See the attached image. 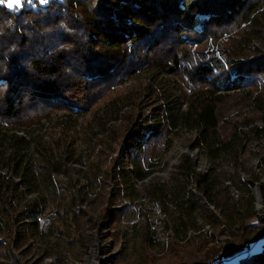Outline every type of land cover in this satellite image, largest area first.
<instances>
[{
    "label": "trees",
    "instance_id": "trees-1",
    "mask_svg": "<svg viewBox=\"0 0 264 264\" xmlns=\"http://www.w3.org/2000/svg\"><path fill=\"white\" fill-rule=\"evenodd\" d=\"M261 17L264 0H23L15 9L0 3V249L7 251L0 264H22L13 249L25 251L38 236L61 233L75 202L61 193L65 164L43 136L31 137L30 127L53 111L83 114L104 90L144 70L150 80L158 72L176 82L155 93L161 100L156 122L134 121L127 129L121 166L104 170V183L113 185L111 198L134 199L140 182L149 200L164 207L174 203L176 234L184 236L191 216L220 225L221 233L228 221L254 216L251 208L243 213L235 207L228 189L226 197L220 195L226 176L217 167L222 161L238 167L247 144L264 137V55L232 58L241 26L254 33ZM159 50L163 57L153 58ZM243 106V115L223 117V110ZM181 130L193 133V147L208 169L196 171L184 152L168 179L151 177L155 161ZM248 183L257 186L264 206V182L254 177ZM84 202L77 205L79 218L86 216ZM46 211L55 216L46 218ZM236 264H264V242Z\"/></svg>",
    "mask_w": 264,
    "mask_h": 264
},
{
    "label": "rangeland",
    "instance_id": "rangeland-1",
    "mask_svg": "<svg viewBox=\"0 0 264 264\" xmlns=\"http://www.w3.org/2000/svg\"><path fill=\"white\" fill-rule=\"evenodd\" d=\"M3 2L9 9H15L23 0ZM256 21L254 33L247 35L244 29L248 24L241 26V36L232 44L233 60L264 55V17ZM192 48L198 49L195 45ZM157 53L153 58L164 55L163 50ZM156 74L154 80H150L151 72H136L104 90L101 98L83 114L53 111L38 126L30 127L31 137L43 136L54 155L65 164L67 173L59 175L63 181L61 193L67 201L72 196L75 202L68 212L70 224L63 227L61 233L56 235L54 231L51 235L38 236L25 251H21L24 248L13 249L22 264H236L242 255L253 254L259 249L264 241V223L260 222L264 206L257 186L248 181L256 177L264 182V137L247 144L238 167L227 161L217 167L226 176L218 185L220 195L226 197L224 192L228 189L234 196L232 191L236 190L235 207L243 213L247 208L255 212L243 222L228 221L224 233H221L223 227L220 225L211 227L200 217L191 216L187 234L177 235L179 220L174 203L168 200L164 207L159 201L149 200L140 182L136 185L139 192L134 199L117 194L111 198L113 185L108 180L104 183L102 178H108L104 170L113 165L121 166L120 150L127 129L134 121L140 125L156 122V108L161 105V100L155 93L160 86L165 91L176 82L158 72L153 75ZM179 84L187 95V88L182 82ZM238 107L223 110V117L232 121L233 115L242 114L247 106ZM194 138L192 132L179 131L168 151L155 161L151 177L168 179V171L179 162L178 157L184 152L193 154L194 162L199 165L206 161L193 147ZM147 161L143 165L147 166ZM150 178L144 179V183ZM168 184L172 186L171 181ZM80 200L85 201L81 207L86 216L82 218L78 217ZM209 207L215 211L213 206ZM106 212L109 215L104 218ZM47 213L46 218L55 216L53 212ZM144 236L148 239L146 242ZM3 237L0 230V238ZM6 253L5 249H0V261L6 259Z\"/></svg>",
    "mask_w": 264,
    "mask_h": 264
},
{
    "label": "built area",
    "instance_id": "built-area-1",
    "mask_svg": "<svg viewBox=\"0 0 264 264\" xmlns=\"http://www.w3.org/2000/svg\"><path fill=\"white\" fill-rule=\"evenodd\" d=\"M191 157H193V154H191L190 155ZM195 169H196V171H200V172H205L207 169H208V163H207V161H203V163L202 164H195ZM227 184H229V181H227L226 182ZM256 187V186H255ZM236 193H238L236 190H233L232 191V194L234 195V196H236L235 194ZM237 197V196H236Z\"/></svg>",
    "mask_w": 264,
    "mask_h": 264
},
{
    "label": "snow or ice",
    "instance_id": "snow-or-ice-1",
    "mask_svg": "<svg viewBox=\"0 0 264 264\" xmlns=\"http://www.w3.org/2000/svg\"><path fill=\"white\" fill-rule=\"evenodd\" d=\"M19 2V0H17V3ZM0 3H3V0H0ZM9 7H11V3L8 4Z\"/></svg>",
    "mask_w": 264,
    "mask_h": 264
},
{
    "label": "crops",
    "instance_id": "crops-1",
    "mask_svg": "<svg viewBox=\"0 0 264 264\" xmlns=\"http://www.w3.org/2000/svg\"><path fill=\"white\" fill-rule=\"evenodd\" d=\"M263 242H264V241H263ZM263 242H262V243H263ZM262 243H261V244H262ZM261 244H260V247H261ZM260 247H259V249H258V250H256L255 252L259 251V250H260Z\"/></svg>",
    "mask_w": 264,
    "mask_h": 264
}]
</instances>
